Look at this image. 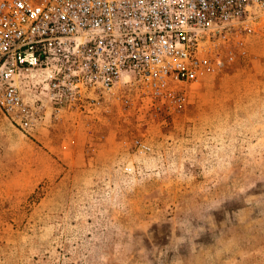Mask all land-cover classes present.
Listing matches in <instances>:
<instances>
[{"label":"rangeland","instance_id":"1","mask_svg":"<svg viewBox=\"0 0 264 264\" xmlns=\"http://www.w3.org/2000/svg\"><path fill=\"white\" fill-rule=\"evenodd\" d=\"M106 106L0 111V264H264V36L178 106Z\"/></svg>","mask_w":264,"mask_h":264},{"label":"built area","instance_id":"2","mask_svg":"<svg viewBox=\"0 0 264 264\" xmlns=\"http://www.w3.org/2000/svg\"><path fill=\"white\" fill-rule=\"evenodd\" d=\"M256 36L264 0H0V111L28 132L48 109L178 106Z\"/></svg>","mask_w":264,"mask_h":264}]
</instances>
